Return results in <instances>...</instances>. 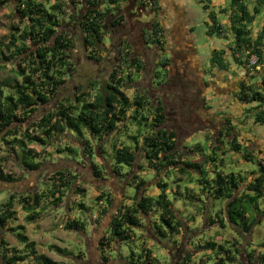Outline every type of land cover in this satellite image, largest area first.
Here are the masks:
<instances>
[{
	"label": "rangeland",
	"instance_id": "rangeland-1",
	"mask_svg": "<svg viewBox=\"0 0 264 264\" xmlns=\"http://www.w3.org/2000/svg\"><path fill=\"white\" fill-rule=\"evenodd\" d=\"M40 1L47 7L60 3L66 10L64 15L58 12L61 27L57 29L67 33L74 46L70 54L71 67L66 68V85L47 105L41 106L27 124L32 125L41 115L56 111L61 104L78 105L77 96L84 91L90 95L88 99L93 100L102 86L111 82L113 73L122 79L123 91L132 102L136 96L146 97L148 103L144 105L142 115L148 120L140 125L132 119L131 110L129 118L114 134L101 142L97 140L99 145H93L96 154L92 160L83 153L86 145L81 143L78 135L58 136L51 139L47 147L29 144L28 147L40 153L38 161L42 164L38 171L29 172L20 167L16 152L0 140V169L15 179L11 183L0 180V203L8 201L11 195L47 193L59 171L69 170L77 177V180H72L75 183L65 192L61 202L55 204L51 197L43 199L37 209L40 215L34 220H28V213L19 202H15L16 219L8 224L6 230L0 231L1 255L11 258L28 253L30 249L17 237V233H22L36 254L66 264H133V261L137 264H183L187 255L192 257L190 262L186 261L188 264H214L215 251L220 245L232 251L234 246L240 250L233 254L235 258L228 264H259V257L264 256V197L259 202V223L246 234L227 220L224 213L227 201H215L209 194L203 195L196 185L197 170L189 174L177 170L185 167L184 163L188 161L203 163L206 158L216 157L217 162L210 161L204 166L209 179L217 171L242 177L237 197L260 174V164L264 159V127L254 122L258 102L243 104L236 95L242 83L264 94V64L258 63L255 56L247 63L246 53L237 55L242 64L236 63L234 38L229 32L221 38L207 35L208 13L211 11L216 13L222 25L228 27L230 16L222 11L230 8V0H213L208 9L201 0H157V9L136 0H120L116 4L102 0L99 11L104 13L103 22L109 28L105 31L104 45L91 48L84 46L82 20L86 6L81 5L76 10V5L70 0ZM16 4V0H9L6 5H0V41L9 35L11 25L20 22L14 12ZM253 5L249 2L250 10ZM120 15L124 20L114 27L113 22ZM155 24L163 29V37L160 43L147 42L148 36L153 37ZM263 24L264 9L250 26L252 37H256ZM124 44L129 48L120 53ZM215 52H221L223 61L227 63L226 69L213 64ZM131 58L139 59L140 69L131 65ZM164 60L167 61L165 66L162 65ZM7 72L3 71L2 77H6ZM159 104L163 105L166 113L163 128L176 133L175 151L180 155L178 165L168 166L156 174L149 167L146 152L140 148L136 151L135 169L131 171L124 166L122 176L117 175L113 172L114 147L126 145L134 150L133 137L142 133L138 140L141 146L145 135L152 132L150 125ZM229 120L233 127L230 136L226 132ZM233 136L242 145L241 152L234 151L229 145ZM89 137L85 133V139ZM99 146L105 149L104 153ZM60 148L64 153L57 152ZM246 149L253 160L246 159ZM139 165L142 168H138ZM95 166L102 170V177L95 175ZM135 175L146 181L140 197H157L160 181L169 185L170 199L174 198V190H177L180 201L175 205L179 214L184 216L185 223V229L177 237L168 235V238L161 239L155 229V224L159 223L158 215L151 213L140 216L141 226L133 228L130 245L108 241L111 222L118 211L135 203L138 194L133 183ZM176 180L179 188L173 182ZM188 192L196 198L186 199ZM103 193L111 194V204L106 198L97 201ZM217 215L224 218V227L217 220ZM74 220L83 223L84 230L67 228L68 223ZM210 242L216 243L217 249L206 248ZM131 249L136 251L134 256ZM146 249L152 251L148 261L146 257L140 258V255H146ZM220 253L223 257L224 252ZM16 264H37V261L29 257Z\"/></svg>",
	"mask_w": 264,
	"mask_h": 264
},
{
	"label": "trees",
	"instance_id": "trees-1",
	"mask_svg": "<svg viewBox=\"0 0 264 264\" xmlns=\"http://www.w3.org/2000/svg\"><path fill=\"white\" fill-rule=\"evenodd\" d=\"M16 1L14 12L19 16L20 22L11 25L9 35L0 41V140L9 149L16 152L17 164L20 167L29 172L38 171L42 164L38 161L40 153L28 147L29 144L35 143L47 147L51 139H56L58 136L78 135L80 140H84L81 143L86 145L82 149L83 153L86 158L92 160L96 154L93 145L98 144L97 140L101 142L106 136L114 134L118 127L129 118L128 113L131 110H133L132 119L138 121L140 125L143 121L148 120L142 115L144 105L148 103L146 97L136 96L132 102L123 91L122 79L117 78L113 73L110 77L111 82L103 85L93 100L88 99L90 95L84 91L77 96L78 105L61 104L56 111L43 114L38 121L28 125L27 123L33 119V115L40 110V107L47 105L66 85L68 81L66 68L71 67L70 54L74 44L67 33H61L57 29L61 27L58 12L61 15L66 14V10L62 9L60 3L56 2L47 7L40 0ZM70 1L76 5V10L81 8V5L87 8L82 20L85 48L95 47L98 44L104 45L105 31L109 27L107 23L103 22L104 13L99 11L102 0H84V3L75 0ZM119 1L109 0V3L116 4ZM136 1L148 3L157 9V0ZM201 1L205 4V9H208L213 0ZM8 2L9 0H0V5H6ZM249 2L254 3L252 10H250ZM262 9H264V0H230V8L222 11V13H227L230 16L228 27L222 25L218 21L216 13L211 11L208 13L210 23L208 24L207 35L221 38L229 32L234 38L233 53L236 63L242 64L236 56L246 53L247 63L252 56H255L258 63L264 64V24L256 37H252L250 28ZM123 20L122 15L117 16L113 26H119ZM152 33L153 37L148 36L147 42L160 43V39L163 37V29L159 24L154 25ZM128 48L129 45L124 44L120 53H124ZM212 62L214 65H219L221 69H226L227 63L223 61L221 52L213 54ZM166 64L167 61L164 60L162 65L165 66ZM131 65H136L138 69L141 68L139 59L136 58H131ZM6 70H8L7 76L2 77V72ZM236 97L243 104L258 102L257 110L254 113V122L264 127V94L262 95L251 86L242 83L241 90ZM152 121L150 125L152 132L149 131L150 133L145 135L141 146L138 140L142 133L133 137L135 141L134 150L126 145L119 148L114 147V173L122 176L121 170L124 166L133 171L137 161L136 151L140 148L146 152L149 167L156 174H160L168 166L178 165L177 159H180V155L175 151L176 133L163 128L166 122L163 105L159 104L155 107ZM228 125L226 132L230 136L233 133L230 120ZM146 126L148 125L146 124ZM85 133L89 134L88 139H85ZM221 134L224 135L223 132ZM229 145L236 152L242 151V145L234 136ZM99 149L102 153L105 152L101 146ZM67 150L69 151V149ZM246 151V159L248 161L253 160L250 159L251 154L248 149ZM57 152L64 153V149L60 148ZM70 153L74 155L73 152ZM210 161L217 162V159L216 157H209L204 159L202 164L188 161L184 163L185 167L177 170L183 174L197 170L199 176L196 178V185L203 195L209 194L208 196L215 201H227V209L224 210L227 220L237 228H241L244 233L249 234L254 225L259 223L257 220V216L261 212L259 202L264 197V159L263 163L260 164L259 176L248 183L239 197H237V192L242 187V177L238 178L234 174L224 175L217 171L210 180L209 172L204 167ZM138 168H142L141 165ZM94 173L97 177H102V170L98 166L94 167ZM73 179L77 180V177L73 176L69 170L59 171L54 175L52 186L47 193L33 192L23 196L11 195L8 201L0 203V231L6 230L8 224L16 219L15 202H19L28 213V220H34L35 216L39 217L40 215L37 209L41 206L43 199L51 197L55 204L61 202L65 192L74 185ZM0 180L7 183L15 182L11 175H5L1 169ZM173 182L177 188L180 187L177 180ZM133 183L138 193L135 197V203L118 211V215L111 222L108 241L112 240L117 244L128 243L130 245L133 228L141 226L140 216H149L151 213L158 215L159 223L155 224V229L161 239L168 238V235L177 237L185 229L184 216L179 214L175 205L180 201L177 190H174V198L170 199L167 192L169 185L165 181H160L157 184L160 189V194L157 197H140L139 193L144 188L146 181L141 179L139 175H135ZM103 198H106L107 203L111 204V194L103 193L97 197V201L103 200ZM185 198L195 199L196 196L188 192ZM217 217V220L224 227V218H220L219 215ZM212 222L216 223L217 221L212 220ZM67 228L84 230V225L74 220L68 223ZM17 237L30 250L25 255H14L11 258L0 253V264H16V262H23L29 257H33L37 264H66L36 254L32 249V244L27 242V237L22 233H17ZM2 242L4 243V241ZM215 247L216 243L214 242L206 245V248H211V250ZM234 247V251L221 245L219 250L215 248L217 250L215 251L214 264L232 263L235 258L233 254L240 252L236 246ZM222 251L224 252L223 257L220 253ZM130 252L133 256L136 254L134 249H131ZM151 253L150 249H146V255L141 253L140 258L146 257L148 261L151 259ZM1 257L5 260L2 261ZM191 258L190 255H187L185 259L190 262ZM249 259L251 261L252 254L249 255ZM104 260L108 261L105 257ZM258 260L259 264H264L263 255ZM186 261H183V264H188ZM133 264L137 263L133 261Z\"/></svg>",
	"mask_w": 264,
	"mask_h": 264
}]
</instances>
